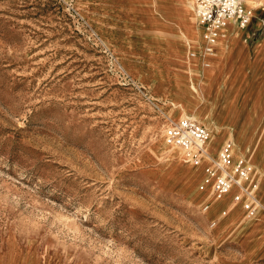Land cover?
Instances as JSON below:
<instances>
[{
	"label": "rangeland",
	"instance_id": "374dc122",
	"mask_svg": "<svg viewBox=\"0 0 264 264\" xmlns=\"http://www.w3.org/2000/svg\"><path fill=\"white\" fill-rule=\"evenodd\" d=\"M192 14L179 0H0V264H264V25L198 88ZM238 112L248 138L236 150L222 133L212 157L231 143L254 169L251 217L205 210L206 165L162 139L167 118L227 130Z\"/></svg>",
	"mask_w": 264,
	"mask_h": 264
},
{
	"label": "built area",
	"instance_id": "2783aa9c",
	"mask_svg": "<svg viewBox=\"0 0 264 264\" xmlns=\"http://www.w3.org/2000/svg\"><path fill=\"white\" fill-rule=\"evenodd\" d=\"M198 26L212 50L217 30L225 21L234 25L246 26L251 20L246 0H193ZM209 130L190 118H167L162 129L163 142L182 150L186 158L197 165L203 157H210L204 148ZM231 143H224L218 150L216 159H209L204 168L203 183L211 184V193L215 197L227 194L232 188L233 201L240 203L247 217L254 216L261 203L255 195L257 180H247L251 165L243 158L234 156Z\"/></svg>",
	"mask_w": 264,
	"mask_h": 264
},
{
	"label": "bare ground",
	"instance_id": "6f19581e",
	"mask_svg": "<svg viewBox=\"0 0 264 264\" xmlns=\"http://www.w3.org/2000/svg\"><path fill=\"white\" fill-rule=\"evenodd\" d=\"M179 3L184 8L185 13H187L188 15H191L193 13L192 17H193V19H196L195 6H194L193 0H179ZM246 5L253 7V20H250L251 25L239 26V25L232 24L231 21H225L224 24L222 26H220L216 32V34H217L216 41H215V44L212 46L211 51H208L209 45L207 44V42L204 39L203 32L201 31V29H199L197 27V32H200L203 39L200 38V44L196 45L197 47L192 45V46H194L193 49H195L196 51L195 52L193 51L192 53L190 52L191 54H189L187 56L188 60L186 59V62L188 63V66H190V67L193 66V67H196V69H201V72L196 73L197 77H195V79H193V80H197L196 85L198 84V81H199V84L197 85L198 88H203V86L205 85L204 82L210 77V76H208V77L204 76L203 71H202L204 68H206V69L211 68V70L214 72V70H215L214 67H216L215 65L222 64V66H224L226 64V62L228 61V58H230L232 51L235 48V46L238 47L239 45H241V43H243L244 41L247 40V38L250 35V29L254 26L260 27V26L264 25V20H260V18L257 17V11L259 12V10L255 9L256 7L259 8L258 0H247ZM219 41H220V44L222 47L218 48L219 51H216L217 53H214L215 51H213V47L216 46ZM263 46H264V35L254 45V48H253V50H254L253 51L254 52L253 57L254 58L257 56L256 54L260 51V49ZM171 52L173 55L172 57H174L176 59V61H178L180 63L181 66H185V64L183 63V58L179 57V54L175 51V49L173 47L171 49ZM209 62H211V64L213 66H211ZM207 63H209V64H207ZM219 95L220 96L218 99V105L216 107V112L222 110L224 112L229 113L230 111H232L234 106H233V103L231 100L235 99L236 96L235 95L229 96L227 94H224V92H222V89H221ZM199 114H200V112H199ZM242 119H244V118L238 112L236 117L233 119V121L230 125L231 127L228 128L227 130L226 129L224 130L223 129L224 124L222 123V120L213 118L212 125L207 126L210 130H209L208 139L204 144V148H205L206 152L210 155V157H203L201 159V161L197 165V170L199 168V170H198L199 172L202 171V168L208 164L210 158L216 159L217 155L215 157H212V155H214L216 153L217 148L219 147V145L221 144V141L223 140L222 133H225L226 136L228 134L233 135L234 146H235L236 150H238V147H240V145L238 143L244 142L248 138L247 128L243 125ZM248 126L250 127L249 124H248ZM171 148L173 149V147H171ZM178 156H179L180 160H185L186 156L184 155V153L182 151H181V153L178 154ZM247 180H254V169L251 170V173L248 176ZM203 186L206 187L205 188V191L207 194V197H206L207 202L206 203H210V205L208 207H206L205 210L209 209V213H212L213 210L217 209V208L218 209L219 208H228V210L232 212L235 209V207L240 204V203H236L233 201L232 196H233V193L236 192V190L234 188H232L227 194H225L223 196L215 197L213 195V193H211V184L210 183H203ZM255 195L259 198L258 186L255 190Z\"/></svg>",
	"mask_w": 264,
	"mask_h": 264
},
{
	"label": "crops",
	"instance_id": "0c3cea01",
	"mask_svg": "<svg viewBox=\"0 0 264 264\" xmlns=\"http://www.w3.org/2000/svg\"><path fill=\"white\" fill-rule=\"evenodd\" d=\"M191 32H192V31H191ZM191 32H190V33H191ZM192 33H193V32H192ZM192 33H191V34H192ZM194 38H195V37H194ZM196 39H197V41H198V43H199V40H198V38H195V40H196ZM258 199H259V198H258Z\"/></svg>",
	"mask_w": 264,
	"mask_h": 264
}]
</instances>
